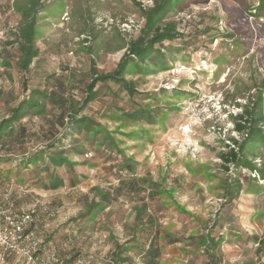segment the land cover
Returning <instances> with one entry per match:
<instances>
[{
  "label": "rangeland",
  "instance_id": "rangeland-1",
  "mask_svg": "<svg viewBox=\"0 0 264 264\" xmlns=\"http://www.w3.org/2000/svg\"><path fill=\"white\" fill-rule=\"evenodd\" d=\"M28 1L0 0V119L29 90L68 103L62 111L47 101L0 143V198L34 211L37 232L66 259L118 262L122 253L120 264H141L153 241L159 264H264V181L221 158L242 139L240 105L264 93V12L247 10L256 0H180L163 19L179 36L144 62L127 47L154 0H39L38 55L23 72L8 43ZM125 57L129 87L97 82L94 99L70 114ZM80 118L90 124L71 125ZM42 151H63L71 164H49L57 188H42L53 179L39 161L19 166ZM247 157L258 164L264 147Z\"/></svg>",
  "mask_w": 264,
  "mask_h": 264
},
{
  "label": "trees",
  "instance_id": "trees-1",
  "mask_svg": "<svg viewBox=\"0 0 264 264\" xmlns=\"http://www.w3.org/2000/svg\"><path fill=\"white\" fill-rule=\"evenodd\" d=\"M179 1L180 0H154L153 7H151L144 13V25L140 29L139 35L134 41L130 42L127 47V54H130L132 56L131 58L134 57L136 60L143 62L152 54L159 55L161 58V51L160 49L155 48V46L161 45L164 41H172L179 36L175 31L174 24L163 23V19L165 18V16L175 8ZM38 4L39 0H29L23 8L18 6L17 11H19L20 14V22L16 32H14L12 35L13 39L8 43L16 44L17 49L20 53L17 66L18 69L23 72H26L28 70L30 63L38 55V49L34 46L36 37L35 15L38 10ZM251 9H253L254 11L253 14L257 15L260 14V12H264V0H256V5L252 4L250 8L248 7L247 10L249 14L252 13ZM126 59L127 58L125 57L122 61H120L117 64L116 69H114L111 73L100 75L97 74V76L92 80V83L86 86L85 97L83 98L80 107L75 108L73 107V105L69 107V109L73 111L70 114L76 115V112L82 110L84 106L87 105V103L91 102L94 99L97 91L94 89V87L97 82H123V84L127 86L126 82L123 79V74L128 70L127 62L125 61ZM128 89L133 91L131 87ZM263 95L264 93L257 92L255 99L251 97L246 104L240 105L241 112L233 117V120L234 130L240 136H242V139L237 140L232 138L231 142L233 147L229 148V151L227 153L221 154V158L224 163H232L235 168H246L249 173L253 175V178H258L262 181H264V160L260 159V162L257 164L254 162V159H250L247 157V153L249 151H253L257 147H264ZM47 101L51 104L59 105L62 111L64 110V105L67 102L66 100H63L61 98H56L53 93H46L39 90H29V95L21 100L17 104V106H15L11 110V113L8 116L0 119V143L3 142L5 138L12 136L15 130V125L19 123L24 117H32L37 114H42L44 112L45 103ZM139 114L140 112L136 110L133 113H129L128 115L134 118H138ZM73 124L76 127L78 126V128H80L81 126L90 124V121L84 118L72 119L71 125ZM63 153V151H56V153L53 151H42L40 153L30 155L26 159H22L19 163V166L21 164L24 167H27L29 165L36 166V161H39L44 165L43 168L47 173V178L49 180L51 178L53 179V184L50 185L51 187H47L48 185H42V188L54 189L57 188L62 181H59L58 183L56 182V176L53 175L52 170L50 171L49 164L51 163L55 167L70 166L71 164L68 163V159L67 157L63 156ZM47 159L49 163L44 164L45 160ZM225 169L227 170V167H225ZM102 197H104L102 198L103 200L107 199L104 195ZM97 206V204H92L88 208V211L86 212V214H84V216H90L93 209L98 208ZM200 239L202 240L203 238ZM201 242L204 243L206 249H208V246L213 247L216 245L213 239H205V241ZM137 247L141 246L137 244ZM124 248H121L120 250H122L123 252L128 249V247ZM121 254L122 253L116 254L118 262H115V264L124 263L128 260L127 257H125V259H122ZM158 256V247L155 246L153 241H151L147 246V249L143 253L142 263L159 264Z\"/></svg>",
  "mask_w": 264,
  "mask_h": 264
},
{
  "label": "built area",
  "instance_id": "built-area-1",
  "mask_svg": "<svg viewBox=\"0 0 264 264\" xmlns=\"http://www.w3.org/2000/svg\"><path fill=\"white\" fill-rule=\"evenodd\" d=\"M34 211L15 209L8 196L0 198V264H115L114 258L61 257V246L45 242L35 228Z\"/></svg>",
  "mask_w": 264,
  "mask_h": 264
},
{
  "label": "crops",
  "instance_id": "crops-1",
  "mask_svg": "<svg viewBox=\"0 0 264 264\" xmlns=\"http://www.w3.org/2000/svg\"><path fill=\"white\" fill-rule=\"evenodd\" d=\"M53 152H55V151H53ZM55 153H56V152H55ZM62 255L64 256V259H66V258H68V257H69V255H68V254H67V255H66V254H65V255H64V254H62ZM66 260H67V259H66ZM141 264H143V263H141Z\"/></svg>",
  "mask_w": 264,
  "mask_h": 264
}]
</instances>
